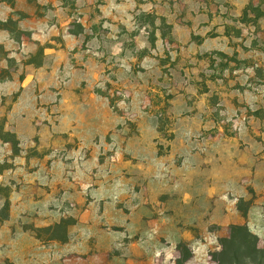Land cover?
Wrapping results in <instances>:
<instances>
[{
  "label": "rangeland",
  "instance_id": "374dc122",
  "mask_svg": "<svg viewBox=\"0 0 264 264\" xmlns=\"http://www.w3.org/2000/svg\"><path fill=\"white\" fill-rule=\"evenodd\" d=\"M225 1L59 0L46 32L70 55L48 61L47 99L89 122L48 108L18 139L0 121V172L20 166L1 222L13 197L16 222L70 264H235L230 235L264 249V0L239 18Z\"/></svg>",
  "mask_w": 264,
  "mask_h": 264
},
{
  "label": "crops",
  "instance_id": "0c3cea01",
  "mask_svg": "<svg viewBox=\"0 0 264 264\" xmlns=\"http://www.w3.org/2000/svg\"><path fill=\"white\" fill-rule=\"evenodd\" d=\"M225 2L229 6H222V9L226 8L230 16L235 18L243 14L248 4V0ZM45 7L47 10L43 12ZM52 8H56V12L60 11L61 18L64 8L59 0H0V75L3 72L6 75L5 78H0V121L5 123V131L15 134L18 139H31L35 136V125L43 123L44 118H47V115L43 117L40 113L44 114L48 108L53 110L52 114H61L60 117L57 116L61 118L59 123L89 122L87 119L90 116L67 110L68 106H64V101L58 105L47 99L52 95V91H56L50 87L52 88L51 83L57 75L56 68L51 69L48 61L56 58L60 60L63 53L66 58L70 55L67 45L47 37L46 31L50 28L48 18L52 17L49 12ZM17 13L20 16H15ZM54 16H57V13ZM219 17L213 15V20ZM38 50H41V62L35 60L38 59ZM58 69L60 74L67 73L66 68ZM68 81L72 82V79ZM66 86L68 87L69 83ZM58 107L60 109L55 111ZM22 125L26 129H22ZM7 154H11L9 143L0 141V162H4L2 157L11 159ZM10 161L14 166L2 167L0 183L8 182L11 174V178L19 182L20 166L15 163L14 158ZM10 200L11 210L2 222L0 212V264H70L69 258L56 259L52 254V246L36 245L29 231L16 222L21 217L20 204H17L13 197ZM257 203L264 204V198L261 197ZM262 221L264 224V215ZM42 248L43 257L38 255V249Z\"/></svg>",
  "mask_w": 264,
  "mask_h": 264
},
{
  "label": "trees",
  "instance_id": "16d2710c",
  "mask_svg": "<svg viewBox=\"0 0 264 264\" xmlns=\"http://www.w3.org/2000/svg\"><path fill=\"white\" fill-rule=\"evenodd\" d=\"M223 242V260H233L235 264H264V249L248 248L235 235H230Z\"/></svg>",
  "mask_w": 264,
  "mask_h": 264
}]
</instances>
